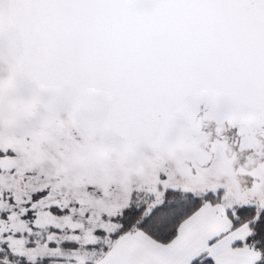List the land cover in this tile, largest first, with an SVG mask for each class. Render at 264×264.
Listing matches in <instances>:
<instances>
[{"label":"snow or ice","instance_id":"snow-or-ice-1","mask_svg":"<svg viewBox=\"0 0 264 264\" xmlns=\"http://www.w3.org/2000/svg\"><path fill=\"white\" fill-rule=\"evenodd\" d=\"M0 264H264V0H0Z\"/></svg>","mask_w":264,"mask_h":264}]
</instances>
